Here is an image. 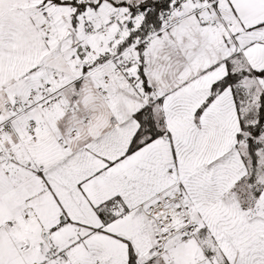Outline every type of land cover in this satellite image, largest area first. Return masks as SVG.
I'll return each mask as SVG.
<instances>
[{
    "label": "snow or ice",
    "instance_id": "1",
    "mask_svg": "<svg viewBox=\"0 0 264 264\" xmlns=\"http://www.w3.org/2000/svg\"><path fill=\"white\" fill-rule=\"evenodd\" d=\"M0 264H264V0H0Z\"/></svg>",
    "mask_w": 264,
    "mask_h": 264
}]
</instances>
